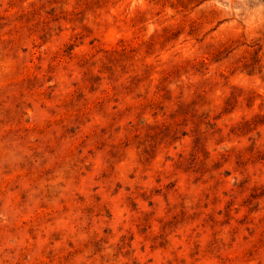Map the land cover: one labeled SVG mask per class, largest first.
<instances>
[{
  "label": "rangeland",
  "instance_id": "374dc122",
  "mask_svg": "<svg viewBox=\"0 0 264 264\" xmlns=\"http://www.w3.org/2000/svg\"><path fill=\"white\" fill-rule=\"evenodd\" d=\"M0 264H264V0H0Z\"/></svg>",
  "mask_w": 264,
  "mask_h": 264
}]
</instances>
